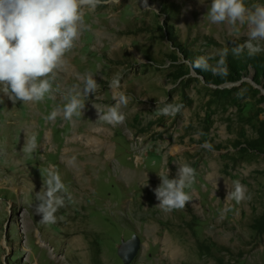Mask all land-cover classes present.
<instances>
[{"label":"rangeland","instance_id":"obj_1","mask_svg":"<svg viewBox=\"0 0 264 264\" xmlns=\"http://www.w3.org/2000/svg\"><path fill=\"white\" fill-rule=\"evenodd\" d=\"M211 3L103 0L94 11L85 7L86 27L55 73L54 98L23 104L0 93V264H264V154L246 147L264 119V76L246 50L232 54L247 39V25L236 33L211 23ZM224 49L227 75L193 66L197 57L216 66ZM254 56L264 60V52ZM117 73L120 85L110 87ZM88 74L98 88L84 97L82 115L46 121ZM120 93L128 98L120 105L125 120L115 127L99 121L97 109L116 104ZM165 103L184 108L158 115ZM28 125L38 144L31 155L21 151ZM86 127L100 142L94 159L83 143ZM73 132L82 143L68 141ZM66 146L82 161L78 173L64 159ZM185 162L197 173L186 189L192 199L165 213L153 192L158 174L174 178ZM48 167L59 171L72 200L46 226L34 205ZM235 180L251 199L226 201Z\"/></svg>","mask_w":264,"mask_h":264},{"label":"clouds","instance_id":"obj_2","mask_svg":"<svg viewBox=\"0 0 264 264\" xmlns=\"http://www.w3.org/2000/svg\"><path fill=\"white\" fill-rule=\"evenodd\" d=\"M103 0H0V93L13 103L43 102L45 98L53 99V82L55 73L65 64V55L75 46L76 40L85 29L82 9L95 10ZM213 24L227 23L233 32L239 33L238 25H247V39L242 44H235L231 51L240 56L247 51L249 56L264 52V4L245 6L244 0H212L207 12ZM228 49L222 50L216 66H210L205 57H197L194 67L211 70L214 74L227 75L225 57ZM84 87L73 85L63 95V106L53 109L44 117L46 121L55 120L58 115L71 121L80 117L85 108L84 97L94 95L98 88L97 80L88 74L83 77ZM120 75L115 74L110 87L118 88ZM128 98L120 93L116 104L106 110L97 109L98 120L112 125L121 124L125 120L120 105H126ZM184 108L183 104L165 103L157 106L156 112L161 116H175ZM38 147L37 135L33 133L27 138L21 151L31 155ZM210 147V145H208ZM174 178L167 174H158L160 183L153 189L158 207L165 213L183 209L192 199L190 192L195 183L196 169L188 163H177ZM42 177L41 190L35 194L34 205L36 215L42 225L57 223V211L65 206L66 199L72 200L68 187L62 180L58 170L48 167L40 171ZM247 195L246 186L239 180L233 181V189L227 192L226 201L241 203ZM229 208L221 211L224 215ZM59 219H63L60 217Z\"/></svg>","mask_w":264,"mask_h":264},{"label":"bare ground","instance_id":"obj_3","mask_svg":"<svg viewBox=\"0 0 264 264\" xmlns=\"http://www.w3.org/2000/svg\"><path fill=\"white\" fill-rule=\"evenodd\" d=\"M25 128V127H24ZM27 132H25V134L23 133V135L25 136V137H27L28 135H29V132L28 131H30V129H31V125H28L27 127ZM87 128V127H86ZM87 133H88V135H89V137H88V139L87 140H85V142H83L81 139H80V137L81 138H83V136H78L76 133H72V138L70 139V140H68V141H70V142H78L79 140H81L80 142L82 143H84V145H85V150L88 152L87 154H89V157L90 158H92V159H94V153H95V151L98 149V147H99V145H100V142H99V139L97 140V139H95V130L93 129H88L87 128ZM30 136V135H29ZM46 141H47V139L44 137H42L41 138V140H40V145L42 146V147H44L45 145H46ZM75 144V143H74ZM84 149V148H83ZM84 150V151H85ZM62 151H63V153L65 154V158L64 159H66L67 158V160H68V162H69V164L71 165V166H73V167H75L76 168V170H77V173L79 172V169H78V164H79V162L81 161H78L79 159L77 158V154H76V152L74 151V149L73 148H71V147H68V146H66L65 148H63L62 149ZM79 155V154H78ZM82 162V161H81ZM90 164H92V165H94V161H91V163ZM91 165V166H92ZM81 166V165H80ZM83 170H84V172H86V174H87V176L89 177V171H88V169H87V171L85 170L86 168L84 167V168H82ZM81 169V170H82ZM83 172V171H82ZM80 176V175H79ZM27 229V228H26ZM47 253V252H46ZM49 254V253H48ZM47 254V255H48ZM50 261V260H49Z\"/></svg>","mask_w":264,"mask_h":264},{"label":"trees","instance_id":"obj_4","mask_svg":"<svg viewBox=\"0 0 264 264\" xmlns=\"http://www.w3.org/2000/svg\"><path fill=\"white\" fill-rule=\"evenodd\" d=\"M246 58L256 67V74L264 76V60L257 56H249ZM247 148L258 153L264 154V119H260L256 125V136L247 141ZM261 226H264V215L262 216Z\"/></svg>","mask_w":264,"mask_h":264}]
</instances>
